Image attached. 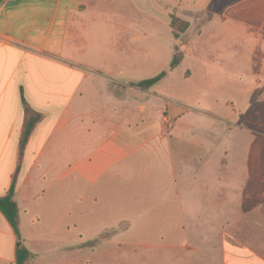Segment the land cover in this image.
Here are the masks:
<instances>
[{
  "label": "crops",
  "instance_id": "0c3cea01",
  "mask_svg": "<svg viewBox=\"0 0 264 264\" xmlns=\"http://www.w3.org/2000/svg\"><path fill=\"white\" fill-rule=\"evenodd\" d=\"M174 18L190 24L179 38ZM199 35L206 65H191L189 78L178 75L185 65L170 70L183 36ZM240 41L264 44V0H0V197L15 189L20 234L0 211V264H17L20 240L34 255L30 238L65 240L72 205L79 220L89 211L102 224L96 238L124 226L110 240L152 246L158 236L177 249L185 215L219 213L215 190L232 204L261 203L264 159L254 175L227 174L226 142H250L260 157L264 132L216 99L232 90L240 107L264 94V67L228 79L227 48ZM197 76L220 114L182 106L179 86ZM160 116L169 128L137 124ZM234 208V219L203 220L194 237L220 247L224 264H264L263 206Z\"/></svg>",
  "mask_w": 264,
  "mask_h": 264
},
{
  "label": "rangeland",
  "instance_id": "374dc122",
  "mask_svg": "<svg viewBox=\"0 0 264 264\" xmlns=\"http://www.w3.org/2000/svg\"><path fill=\"white\" fill-rule=\"evenodd\" d=\"M179 27H182L180 24ZM202 32H200L201 34ZM183 35V34H182ZM181 35V36H182ZM189 37L183 36L182 44L179 49V54L182 57V62L180 65H185L180 68L178 75L185 72L186 77L189 78L192 74L191 65L196 63H202L206 65L205 60H207V48H206V38L201 37ZM169 43V42H168ZM224 64L228 65L230 72H228V79L232 75H246L248 79L253 78L256 74L255 70L257 67H264V44H245L243 41L235 44L231 43L227 48ZM167 54V52L165 53ZM162 53L161 57L165 56ZM205 62V63H203ZM263 64H262V63ZM262 64V65H259ZM237 65H241L238 67ZM201 78H196V83L184 84L181 83L179 86L181 94H184V98L180 101L182 106L190 107L196 106L199 103H205L204 109H209L215 114H220L219 111L221 105H225L228 109L236 111L235 117H242L244 119H249L250 122L257 123L258 127H254L248 123V127L258 128L264 132V94L259 92L251 96H247L246 101L242 103L240 107L238 94L230 90L227 94H221L216 97L221 103L217 107L213 103V98L205 95L207 87L203 86L200 83ZM230 86V85H229ZM191 92V93H190ZM263 95V97H261ZM209 101V102H207ZM229 101V102H227ZM207 102V103H206ZM232 104V105H231ZM237 107V111L236 110ZM257 114V117L255 115ZM145 123V125H161L164 128H169L168 121L164 117H152L147 119L144 122L141 119L137 124ZM226 146L229 147L232 151L230 152L229 166L227 174L238 175V174H247L254 175L257 173L255 168L261 162V159H264V155L260 152L263 151V148H260V157L256 155V146L252 143H240L235 137L229 139L226 142ZM253 166V167H252ZM258 168V167H257ZM261 172V171H260ZM120 193V192H119ZM117 192V194L119 195ZM72 202L77 200L75 191L70 192ZM213 195V196H212ZM211 197L214 199L210 208H215V211L218 214L214 216L208 214L200 215L199 219L195 216L194 219L190 215H185L183 218L184 227L182 226L181 238L183 245L181 247L176 246L171 248L169 240L161 241L158 236H154V239H146L145 243L152 244V246H145L143 240L136 241V245H128L127 243L117 244L114 240H110L112 233H122L124 232V226L116 230H104L100 234L101 237H97L101 229L98 227L102 224L98 223L95 220V215L88 211L87 219L84 220V217H81L79 220V214L75 206L72 205L74 209L71 212V230L68 237L65 240L57 239L56 236L53 240L44 238V241L36 242L32 241L28 245L33 254V257L29 264H224L221 260L220 247H212L211 245L205 244L202 240L205 238H196L194 233L201 234L206 232L202 229L203 220L205 222H211V217H214L216 225L221 222L224 218L227 220L234 219L236 208L243 205L245 211H251L255 206L262 205L264 208V200L260 203V198L255 197L253 199L247 200V202L234 203L224 196L221 190L212 192ZM259 204V205H258ZM77 206V204H76ZM240 208V207H239ZM229 209L232 210V214L229 212ZM240 209V210H242ZM225 210V211H223ZM239 210V211H240ZM224 213V214H223ZM54 216V215H53ZM49 217V216H48ZM53 219V217H52ZM73 224H76L74 227ZM199 228H198V226ZM212 225V224H211ZM51 224L45 220L41 221V227L45 228V231L42 233H51L50 230ZM170 225L165 227L169 228ZM48 228V230H47ZM184 228V229H183ZM33 233L32 230H25L23 235L29 236L31 234L24 233ZM109 238V239H106ZM153 237V236H152ZM215 251V252H214ZM214 253V255H213ZM214 256V257H213ZM213 257V260L211 258Z\"/></svg>",
  "mask_w": 264,
  "mask_h": 264
},
{
  "label": "trees",
  "instance_id": "16d2710c",
  "mask_svg": "<svg viewBox=\"0 0 264 264\" xmlns=\"http://www.w3.org/2000/svg\"><path fill=\"white\" fill-rule=\"evenodd\" d=\"M182 25V27H179V25ZM172 27L174 29V36L176 38H179L181 34L186 32L190 24L187 22H183L177 18H174L172 21ZM182 62V57L179 54V51L174 55V58L170 64V70L176 69L178 66H180ZM167 72H164L160 74L159 76L150 79L148 81H145L141 83L142 86H151L158 81H160ZM30 131V128L26 131V134H28ZM15 196V189L12 188L9 192V194L5 197H0V211L4 214V216L9 220V222L14 227L15 231L18 233L19 237V209L18 204L16 200L14 199ZM33 257V254L25 247L23 246L21 240L18 242V249H17V264H29L31 259Z\"/></svg>",
  "mask_w": 264,
  "mask_h": 264
}]
</instances>
